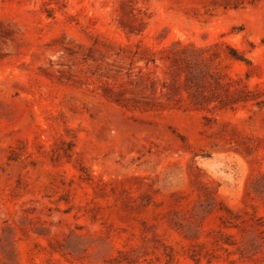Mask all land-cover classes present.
Returning a JSON list of instances; mask_svg holds the SVG:
<instances>
[{
    "label": "rangeland",
    "instance_id": "rangeland-1",
    "mask_svg": "<svg viewBox=\"0 0 264 264\" xmlns=\"http://www.w3.org/2000/svg\"><path fill=\"white\" fill-rule=\"evenodd\" d=\"M0 264H264V0H0Z\"/></svg>",
    "mask_w": 264,
    "mask_h": 264
}]
</instances>
